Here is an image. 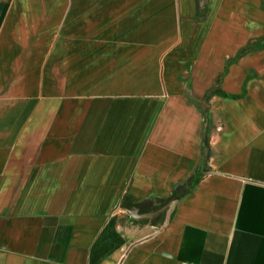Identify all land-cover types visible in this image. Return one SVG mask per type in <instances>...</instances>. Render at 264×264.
I'll list each match as a JSON object with an SVG mask.
<instances>
[{
    "label": "crops",
    "instance_id": "obj_1",
    "mask_svg": "<svg viewBox=\"0 0 264 264\" xmlns=\"http://www.w3.org/2000/svg\"><path fill=\"white\" fill-rule=\"evenodd\" d=\"M0 264H264V0H0Z\"/></svg>",
    "mask_w": 264,
    "mask_h": 264
},
{
    "label": "trees",
    "instance_id": "obj_2",
    "mask_svg": "<svg viewBox=\"0 0 264 264\" xmlns=\"http://www.w3.org/2000/svg\"><path fill=\"white\" fill-rule=\"evenodd\" d=\"M198 15L205 16V13H201L199 8ZM247 48L248 46H246L242 50L244 51ZM214 91L215 90L211 91V93H208L207 97H210V95H212ZM199 179L200 176L198 177L196 173L187 185L183 186L182 188L173 190V192L168 197L158 198L153 208L155 212L151 216H149L151 218V221L154 222V224L163 223L166 220V212L172 201L181 198L182 196L193 190L195 184L199 181Z\"/></svg>",
    "mask_w": 264,
    "mask_h": 264
},
{
    "label": "water",
    "instance_id": "obj_3",
    "mask_svg": "<svg viewBox=\"0 0 264 264\" xmlns=\"http://www.w3.org/2000/svg\"><path fill=\"white\" fill-rule=\"evenodd\" d=\"M134 210L136 211V213H135V211H133V210H130L129 212L131 213V214H133V215H141V214H139V213H137V208L135 207L134 208Z\"/></svg>",
    "mask_w": 264,
    "mask_h": 264
}]
</instances>
